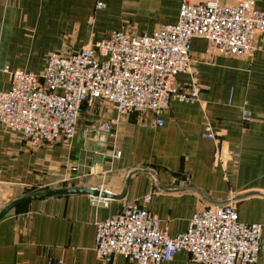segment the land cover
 <instances>
[{
  "label": "crops",
  "instance_id": "1",
  "mask_svg": "<svg viewBox=\"0 0 264 264\" xmlns=\"http://www.w3.org/2000/svg\"><path fill=\"white\" fill-rule=\"evenodd\" d=\"M253 1L264 12V0ZM98 2L104 10H96ZM181 3L0 0V91L10 89V72L38 74L32 58L77 53L113 32L151 35L176 24ZM64 36L73 42L62 49ZM176 85L180 91L199 87L201 94L194 103L173 100L162 127L150 114L120 116L103 101L90 112L84 109L71 140L35 147L0 126V213L40 192L80 189L120 196L132 172L150 170L157 176L135 175L124 200L79 194L19 207L0 222V264H132L121 256L111 263L97 258L96 224L150 196L147 211L170 236L182 234L196 211L213 207L188 189L218 202L259 194L232 204L242 223L262 225L263 249L255 264H264V35L256 38L254 52L241 58L207 54L205 40L193 39L191 70L177 76ZM207 126L216 140L202 137ZM117 153L120 158H114ZM164 264L193 263L180 252Z\"/></svg>",
  "mask_w": 264,
  "mask_h": 264
},
{
  "label": "built area",
  "instance_id": "2",
  "mask_svg": "<svg viewBox=\"0 0 264 264\" xmlns=\"http://www.w3.org/2000/svg\"><path fill=\"white\" fill-rule=\"evenodd\" d=\"M104 9L98 2L96 10ZM259 35H264V12L253 0L232 4L182 0L178 22L151 35L113 32L77 53H52L41 74L9 73L6 68L11 85L0 91V126L20 133L35 147L71 140L84 105L103 101L120 116L150 114L162 127L161 117L173 100L194 103L201 94L199 87L180 91L176 85L177 76L191 70L193 39L205 40L207 54L241 58L254 52ZM202 137L216 140L209 126ZM150 201L148 196L130 202L96 224L95 252L100 261L111 263L121 256L132 264H164L186 252L193 264L258 262L262 225L242 223L234 204L200 209L186 232L170 236L147 211Z\"/></svg>",
  "mask_w": 264,
  "mask_h": 264
},
{
  "label": "water",
  "instance_id": "3",
  "mask_svg": "<svg viewBox=\"0 0 264 264\" xmlns=\"http://www.w3.org/2000/svg\"><path fill=\"white\" fill-rule=\"evenodd\" d=\"M148 174L150 176H153L155 179H157V176L155 175V173H153L150 170H137L132 172L126 179L125 181V185H124V190L123 193L120 196H115L112 194H109L107 192H102L99 190H80V189H56V190H49V191H45V192H40L37 194H33L31 196L22 198L20 200H16L13 203H11L9 206H7L1 213H0V222L5 219L7 216L15 213L17 211V209L25 204L34 202V201H40V200H44V199H48V198H53V197H60V196H69V195H91L94 197H101L103 199L106 200H124L127 196L128 193V186L129 183L131 181V179L137 175V174ZM188 192H194L197 195H199L207 204H209L210 206L213 207H221V206H225L231 203H235L236 201L242 200L244 198L250 197L252 195H259L256 193H251V194H246L244 196H239L237 198H233L231 200H227V201H222V202H218V201H213L210 200L203 192L197 190V189H188L186 190Z\"/></svg>",
  "mask_w": 264,
  "mask_h": 264
},
{
  "label": "rangeland",
  "instance_id": "4",
  "mask_svg": "<svg viewBox=\"0 0 264 264\" xmlns=\"http://www.w3.org/2000/svg\"><path fill=\"white\" fill-rule=\"evenodd\" d=\"M72 42H73V39H71V36H64V39L62 40V45H63L62 49L65 48V45H64L65 43L68 44V45H71ZM43 59H44L43 60L44 61V66H45L47 58L44 57ZM32 60H33L34 63L32 64L31 68L33 70H35V71H38L37 72L38 74H41L43 72L44 68H45L44 66H42L40 68L41 63L43 62L42 61V57H35V58H32ZM36 65H38V66H36ZM95 105H96V103L92 107H88L87 105H84V107L82 109V112L80 114V117L83 115L84 112H86L84 109H86V110H88V112H90V111H92V109H94Z\"/></svg>",
  "mask_w": 264,
  "mask_h": 264
}]
</instances>
